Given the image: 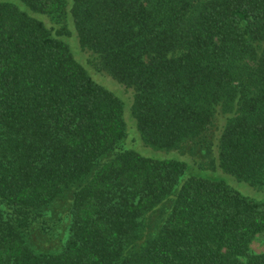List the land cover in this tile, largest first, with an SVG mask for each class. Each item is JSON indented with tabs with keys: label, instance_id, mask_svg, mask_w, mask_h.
<instances>
[{
	"label": "trees",
	"instance_id": "obj_1",
	"mask_svg": "<svg viewBox=\"0 0 264 264\" xmlns=\"http://www.w3.org/2000/svg\"><path fill=\"white\" fill-rule=\"evenodd\" d=\"M259 235L264 0H0V264H264Z\"/></svg>",
	"mask_w": 264,
	"mask_h": 264
},
{
	"label": "rangeland",
	"instance_id": "obj_2",
	"mask_svg": "<svg viewBox=\"0 0 264 264\" xmlns=\"http://www.w3.org/2000/svg\"><path fill=\"white\" fill-rule=\"evenodd\" d=\"M58 18L59 17H56L55 18V21H60V20H58ZM47 21H50L48 18H47ZM74 43H77L76 41H74ZM81 56H83V58L84 59H93V56H92V54L89 52V51H87V50H85V51H83V53L81 54ZM105 76H107V75H105ZM94 78L97 80V81H99L100 83H102V84H104L106 87H108V88H110L111 90H113L114 92H116L117 94H119L116 90H114L113 89V87H118V85L117 84H115L114 85V83H117L116 82V80L114 79V78H111V77H107V78H105V77H101L102 79H100L99 77H98V75L97 74H95L94 75ZM105 82V83H104ZM120 95V94H119ZM129 139H131L130 137H129ZM134 147V146H133ZM135 148L136 149H138L140 152H142V153H144V154H147V155H154V156H168V155H170V156H172V157H179V158H181V159H184V160H186L188 163H189V161L186 159V158H182L180 155H178V154H176V155H172V154H174V153H171V154H163V152H160L161 150L160 149H156V148H153V147H151V146H143L142 148L144 149V151H146V152H144L142 149H140V148H137L136 146H135ZM157 151H156V150ZM147 152H150L149 154L147 153ZM187 156H188V158L193 162V160L194 161H196V160H199V162H200V164H203L204 163V160L208 163L209 162V159H208V157L206 156L205 157V155L203 156V155H201V154H198V155H195V156H193L192 154H190V153H188L187 154ZM200 156V157H199ZM205 157V158H204ZM196 159V160H195ZM204 159V160H203ZM200 160H203V161H200ZM189 165V164H188ZM193 165H195V163L193 162ZM196 165H199V164H196ZM195 165V166H196ZM204 165V164H203ZM189 167V166H188ZM218 171H208V172H204V173H202L201 175L202 176H209V177H214V178H219V179H223L225 182H227L229 185H230V187L232 188V189H235V190H237L238 192H240V193H242V194H244V195H247V196H249V197H252V198H254V199H261V197H262V192H261V190H259V189H257L255 186H253L251 183H249L248 181H246V180H244V179H239V178H237V177H235L234 175H232V174H230V173H228V172H226V171H223V170H221V169H217ZM220 171V172H219ZM257 194H261V196L260 197H258V196H256ZM68 198H70V195L68 196ZM62 203V201L60 202V204ZM66 202H65V204H64V206L66 207ZM52 209V208H51ZM59 212H57V213H54L53 215L55 216L56 214H58ZM69 224H68V219H66V224L65 225H63L62 226V229H61V232H62V234L64 235V237L66 236V233H65V230H66V228H67V226H68ZM65 242V240H62V242L60 243V244H58L57 245V247H56V250L58 249V250H60L61 248H62V245H63V243ZM250 246H251V248L254 250V251H264V236H261V235H259V236H256L255 238H253L251 241H250Z\"/></svg>",
	"mask_w": 264,
	"mask_h": 264
}]
</instances>
